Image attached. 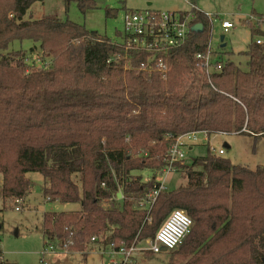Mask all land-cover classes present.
<instances>
[{
	"label": "trees",
	"instance_id": "obj_1",
	"mask_svg": "<svg viewBox=\"0 0 264 264\" xmlns=\"http://www.w3.org/2000/svg\"><path fill=\"white\" fill-rule=\"evenodd\" d=\"M44 1L0 0L3 199L24 201L33 173L46 181L49 202L80 204L78 212L44 215V236L71 240L70 254L87 253L95 236L107 237L114 249L154 240L179 209L194 222L173 252L190 259L185 264H264V167L253 171L209 153L177 164L187 183L159 195L150 221L136 208L159 188L156 177L176 138L192 132L264 138V45L252 42L240 54L246 71L217 58L222 71L206 75L195 56L206 53L213 27L198 15L193 23L203 30L190 32L185 47L171 53L172 72L163 80L140 70L147 52L56 16L26 19ZM67 1L78 2L82 13L92 7L91 0ZM25 41L36 44L46 66L9 53ZM145 170L154 173L147 182L135 174ZM0 264H7L1 249Z\"/></svg>",
	"mask_w": 264,
	"mask_h": 264
},
{
	"label": "rangeland",
	"instance_id": "obj_2",
	"mask_svg": "<svg viewBox=\"0 0 264 264\" xmlns=\"http://www.w3.org/2000/svg\"><path fill=\"white\" fill-rule=\"evenodd\" d=\"M92 7L82 13L79 3L67 0H45L36 3L26 15V19L41 20L48 16H56L61 21H71L83 26L90 32L98 33L114 42L122 43L124 33V17L129 11L146 10L151 6L160 11L190 12V3H194L206 14L219 16L230 21L235 29L225 33L220 21L214 23L211 47L217 58L223 61H234L244 71L247 70L248 59L241 53H245L249 45L255 42L257 37L264 39V0H91ZM247 22L252 23L253 34ZM263 25V26H262ZM261 30V31H260ZM262 33V35H261ZM224 36L225 48H222L221 37ZM31 41L14 42L10 46V52L20 51L24 54L30 65L43 67V53ZM185 163L190 165L196 158L212 155L221 149L226 150V156L234 165L256 170L264 167V138L255 140L253 137L228 134L212 135L208 140L204 134H198L197 140L186 138ZM228 144L230 148H226ZM200 170V169H198ZM147 182L154 177L150 170L135 172ZM32 183L31 190L21 205L15 202L5 201L2 197V176H0V249L4 254L7 264H67L71 259L74 264H112L113 260H119L121 256L112 253L109 243L95 246L90 256L85 261L83 254L71 255L66 252H50L45 250L46 244L55 242L44 236L43 220L47 213H71L81 210L80 204H66L61 202H49L44 196L46 181L40 174H28ZM158 181L164 182L166 191H174L186 185L184 175L178 172L169 173L167 176H157ZM78 181V180H76ZM120 200V199H119ZM20 207V211H16ZM105 208H109L105 205ZM143 242L138 249L148 248ZM139 254V255H138ZM134 264H170L173 259L176 264H185L190 259H183L173 252H162L152 257L145 252L137 253Z\"/></svg>",
	"mask_w": 264,
	"mask_h": 264
},
{
	"label": "built area",
	"instance_id": "obj_3",
	"mask_svg": "<svg viewBox=\"0 0 264 264\" xmlns=\"http://www.w3.org/2000/svg\"><path fill=\"white\" fill-rule=\"evenodd\" d=\"M189 6L191 9L190 12L156 11L147 9L129 11L125 14L124 33L122 36V43L120 44H125L129 49L149 53L148 61L143 63L140 67L141 71L148 73L157 72L161 74L163 80H168L169 74L172 72V65H170L169 62L172 55L171 53L185 47L189 38V33L192 32V27L194 26L193 22L198 15L205 16L213 29L214 23L217 21H220L221 28L225 33L235 29L232 22L221 19L219 16L204 14L195 4L189 3ZM256 43L258 45H264L263 40H258ZM216 59L217 57L211 47V41L207 46L206 53H199L195 56V60L198 63L197 66L206 75H212L222 71L223 65L217 63ZM198 134H204L208 140L210 139L205 132H192L174 140L166 157L167 166L160 176H167L169 173L178 172L177 164H186L185 147H187V143L185 140L189 138L196 141ZM221 135L227 136L228 134ZM213 152L215 156L221 158L225 157L227 153L225 149H221L218 152L214 150ZM158 182L160 184L159 188L147 194L136 203L137 209L147 212L148 221H150V213L159 195L162 192H166L164 182ZM119 194H122V192H119ZM23 202L24 201L17 200L16 205H21ZM20 210V207H16V211L19 212ZM193 226V220L184 211L177 209L172 211L163 222L155 239L146 241L145 244L148 248L139 250L138 246L143 243L135 242L129 248L121 246L119 249H114L107 237L95 236L91 238L89 251L92 252L95 246L99 244L107 245L109 243L112 253L121 256L119 260H113L112 264H133L134 258L139 252H149L157 255L162 253L163 248H166L167 252L178 250L185 239L190 235ZM55 245H57V247H54L52 244H46L45 250L53 253L57 250L68 253L69 246L73 245V242L71 240H65L64 242L55 241Z\"/></svg>",
	"mask_w": 264,
	"mask_h": 264
},
{
	"label": "crops",
	"instance_id": "obj_4",
	"mask_svg": "<svg viewBox=\"0 0 264 264\" xmlns=\"http://www.w3.org/2000/svg\"><path fill=\"white\" fill-rule=\"evenodd\" d=\"M190 3V2H189ZM188 3V4H189ZM190 4H195V2L194 3H190ZM196 5V4H195ZM197 6V5H196ZM198 7V6H197ZM199 8V7H198ZM147 9H151V10H156V9H153L151 6H149V8H147ZM146 9V10H147ZM156 11H160V10H156ZM171 12H175V11H172L171 10ZM204 13V12H203ZM204 14H206V13H204ZM263 26V25H262ZM261 31V30H260ZM261 35H262V33H261ZM258 40H263L264 41V39L262 38V37H257V39H256V41H258ZM255 41V42H256ZM225 146H226V148H230L229 147V145L228 144H225ZM1 185H2V182H1ZM25 201V200H24ZM81 254H83L84 255V257H85V261L87 262V260L89 259V258H87L88 256H90V251H88L87 253H71L70 254V256L71 255H81ZM139 255V254H138ZM138 255H136V257L138 256ZM136 257L134 258V262H136ZM139 257V256H138ZM4 260H5V258H4ZM67 264H74V261L73 260H71V259H68L67 260V262H66ZM134 264V263H133Z\"/></svg>",
	"mask_w": 264,
	"mask_h": 264
},
{
	"label": "water",
	"instance_id": "obj_5",
	"mask_svg": "<svg viewBox=\"0 0 264 264\" xmlns=\"http://www.w3.org/2000/svg\"><path fill=\"white\" fill-rule=\"evenodd\" d=\"M202 30H203V25H202V24H196V25H194V26L192 27V32H195V33H198V32H200V31H202ZM224 40H225V37L222 36V37H221V42L223 43ZM225 47H226V45L223 43V44H222V48H225ZM118 198H119V199H122V194H118ZM162 252H167V249H166V248H163Z\"/></svg>",
	"mask_w": 264,
	"mask_h": 264
}]
</instances>
